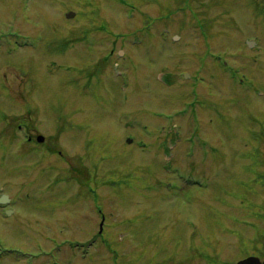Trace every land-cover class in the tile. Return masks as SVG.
<instances>
[{"label": "rangeland", "instance_id": "obj_1", "mask_svg": "<svg viewBox=\"0 0 264 264\" xmlns=\"http://www.w3.org/2000/svg\"><path fill=\"white\" fill-rule=\"evenodd\" d=\"M1 194L0 264L264 258V0H0Z\"/></svg>", "mask_w": 264, "mask_h": 264}, {"label": "water", "instance_id": "obj_2", "mask_svg": "<svg viewBox=\"0 0 264 264\" xmlns=\"http://www.w3.org/2000/svg\"><path fill=\"white\" fill-rule=\"evenodd\" d=\"M68 16H74V13L71 12ZM249 45L252 46L253 45V42H249ZM38 140L39 141H43L44 140V137L42 136H38ZM8 201V197L7 196H3L2 199H1V202L5 203ZM237 264H262L260 259L255 257V256H250L248 258H245L243 260H240ZM263 264H264V261H263Z\"/></svg>", "mask_w": 264, "mask_h": 264}]
</instances>
